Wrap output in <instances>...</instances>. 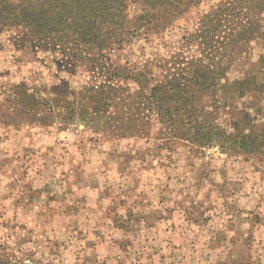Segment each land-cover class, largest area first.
<instances>
[{
	"label": "crops",
	"instance_id": "1",
	"mask_svg": "<svg viewBox=\"0 0 264 264\" xmlns=\"http://www.w3.org/2000/svg\"><path fill=\"white\" fill-rule=\"evenodd\" d=\"M29 135L0 143V213L3 227L45 240L48 262L264 264V202L241 174L213 182L120 142L73 158V145Z\"/></svg>",
	"mask_w": 264,
	"mask_h": 264
},
{
	"label": "trees",
	"instance_id": "2",
	"mask_svg": "<svg viewBox=\"0 0 264 264\" xmlns=\"http://www.w3.org/2000/svg\"><path fill=\"white\" fill-rule=\"evenodd\" d=\"M200 1L0 0V31L21 27L38 42L55 40L71 55L95 51L105 58L110 49L122 50L133 39L164 33ZM251 44L259 49L257 60L249 63L243 76L230 80L227 73L233 66L252 58ZM179 48L181 54L150 59L134 69L127 62H104L101 70L107 84L72 92V99L59 96L55 109L63 107V115L72 117L80 104L75 96L84 94L93 100L95 112L120 117L121 136L129 120L137 121L139 128L149 126L154 114L167 143L205 147L230 140L234 151L264 155L263 127L246 126L245 134L241 129L227 133L217 123L219 101L264 96V0L220 1L201 14L191 32H184ZM96 60L88 58L92 65ZM115 80L119 82L112 85ZM226 145L221 143L225 151ZM206 176L217 182L215 177L224 174L207 170ZM0 264L15 263L2 259Z\"/></svg>",
	"mask_w": 264,
	"mask_h": 264
},
{
	"label": "rangeland",
	"instance_id": "3",
	"mask_svg": "<svg viewBox=\"0 0 264 264\" xmlns=\"http://www.w3.org/2000/svg\"><path fill=\"white\" fill-rule=\"evenodd\" d=\"M220 1L222 0H201L197 7L191 8L164 33L133 39L122 50L110 49L105 58L95 51L71 55L72 51L69 52L55 40L38 42L21 27L3 28L0 31V143H21L23 141L19 139L20 136L30 140L29 133L32 132L38 141L45 144L73 145L75 149L70 152L73 158H79L89 149L95 146L97 148L100 143L120 142L136 149L154 148L158 153L161 152L164 162L173 159L180 162L186 160L187 166L198 167L205 175L207 170H221L229 177L241 174L244 181H249V186H258L257 193L261 198L259 203L263 204L262 154L248 155L234 151L230 140L205 147L181 141L167 143V135L161 131L154 114L150 115L149 126L139 128L137 121L129 120L124 125V134L121 136L120 131L117 132L121 126L120 117L114 118L111 114L108 118L95 112L93 100L85 98L84 94L75 96L80 104L76 105L72 117L63 115V107L55 109L59 96L72 99V92H80L89 87L97 90L107 84L105 73L101 70L104 62H127L129 69H134L150 59L172 53L181 54L180 38L184 32H191L201 14L208 12ZM129 9L132 16L135 11L133 7ZM258 50L255 44H251L252 58L243 59L234 65L227 73L230 80L240 78L250 70L249 63L257 60ZM90 57L97 59L96 65L89 63ZM93 66L94 69H91ZM118 82L115 80L111 84L116 85ZM129 85L135 88L133 83ZM27 95L33 96L30 99ZM34 97L37 99L35 103ZM218 105L225 108H218L217 123L227 133H235L237 129H241L245 134L249 131L246 126H255L257 130L264 128V96H248L240 100L229 98L219 101ZM209 108L212 110V107ZM223 142L227 144L226 151L221 147ZM63 150L60 152L62 156L65 148ZM17 166H20V161ZM255 200L256 197L252 200L253 204H245L252 207L256 204ZM8 218L10 217L5 216V219ZM3 220L4 216L0 213V262L6 259L15 264H55L48 262L47 256L41 255V252H48L45 247L49 246L43 238L38 236L36 239L37 236L33 237L32 231L15 228L12 231L9 227H3ZM35 233L38 232L35 230ZM34 242L38 246L36 249L40 251L36 258L31 256L32 251H29ZM29 252L30 254H27Z\"/></svg>",
	"mask_w": 264,
	"mask_h": 264
}]
</instances>
